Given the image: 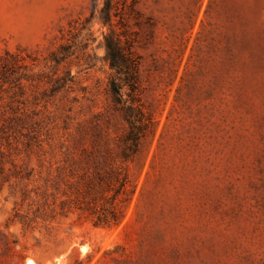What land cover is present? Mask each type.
<instances>
[{
  "label": "rangeland",
  "instance_id": "rangeland-1",
  "mask_svg": "<svg viewBox=\"0 0 264 264\" xmlns=\"http://www.w3.org/2000/svg\"><path fill=\"white\" fill-rule=\"evenodd\" d=\"M110 34L152 121L115 201ZM3 124L0 264H264V0H0Z\"/></svg>",
  "mask_w": 264,
  "mask_h": 264
},
{
  "label": "trees",
  "instance_id": "trees-1",
  "mask_svg": "<svg viewBox=\"0 0 264 264\" xmlns=\"http://www.w3.org/2000/svg\"><path fill=\"white\" fill-rule=\"evenodd\" d=\"M111 19H108L111 26ZM106 48V61L108 62L111 70L114 72L110 81L109 93L112 97L114 105L120 110L124 116L125 121L128 123L129 131L125 137L118 143L120 149L119 162L117 165V159H111L108 164L109 171L107 176L111 180L106 183V191L113 192L112 200L115 201L120 194L126 193V187L128 181V168L139 152V147L142 138L145 136L146 130L151 127V117L147 116L142 108L137 105L138 91H139V61L136 54L132 50V47H124L120 38L110 34L105 38ZM54 60L57 64H61L66 58L67 54L59 52L54 55ZM4 75L1 80L6 78ZM17 82H20L18 80ZM16 86L20 90H23L22 83H18ZM127 94L128 99L125 98ZM10 136H6L5 125L0 126V174L5 170V166L1 163V160L6 156L4 151V142L9 144ZM96 173L98 176L99 172ZM80 210H84L79 207ZM96 214V212L94 213ZM110 215H98L95 221L96 225L110 226L117 222V215L114 211L109 213ZM8 248L10 246L6 244Z\"/></svg>",
  "mask_w": 264,
  "mask_h": 264
},
{
  "label": "bare ground",
  "instance_id": "bare-ground-1",
  "mask_svg": "<svg viewBox=\"0 0 264 264\" xmlns=\"http://www.w3.org/2000/svg\"><path fill=\"white\" fill-rule=\"evenodd\" d=\"M25 264H36V263L32 260H28Z\"/></svg>",
  "mask_w": 264,
  "mask_h": 264
}]
</instances>
